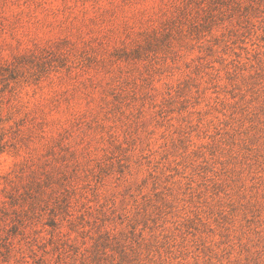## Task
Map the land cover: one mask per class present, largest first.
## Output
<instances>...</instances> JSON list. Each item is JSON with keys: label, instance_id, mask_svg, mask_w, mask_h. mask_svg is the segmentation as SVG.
I'll return each instance as SVG.
<instances>
[{"label": "rangeland", "instance_id": "rangeland-1", "mask_svg": "<svg viewBox=\"0 0 264 264\" xmlns=\"http://www.w3.org/2000/svg\"><path fill=\"white\" fill-rule=\"evenodd\" d=\"M0 264H264V0H0Z\"/></svg>", "mask_w": 264, "mask_h": 264}]
</instances>
